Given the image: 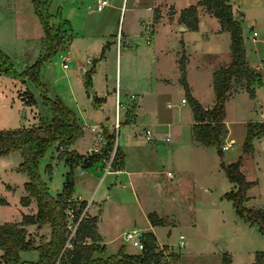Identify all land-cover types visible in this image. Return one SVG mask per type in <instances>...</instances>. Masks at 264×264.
<instances>
[{
    "label": "rangeland",
    "instance_id": "1",
    "mask_svg": "<svg viewBox=\"0 0 264 264\" xmlns=\"http://www.w3.org/2000/svg\"><path fill=\"white\" fill-rule=\"evenodd\" d=\"M242 12L248 16V21L251 18L257 19L262 16L264 8V0H238ZM149 0H108V3L104 6L101 11H96L95 0H41L40 9L45 19L50 20L51 23H58L59 20L67 18L72 23L74 33H85L86 31L91 34V42L85 45H77L74 47V53L76 55L71 57L68 61L70 68L65 70L62 66V59L58 56V52L52 54L48 59L44 60L40 64L37 80H25L22 81L20 78L15 77L9 71L0 72V129L3 128H16L20 125H32L28 122L30 115V107L28 104L22 103L20 96L24 95L27 97V93H23L29 88L33 91L37 104L34 106V110L41 118H50L52 113L50 105L44 102V96L55 100H60L68 107L71 108L74 98L79 100L81 104H85L88 98L87 92L89 86L86 85V76H82L78 70V63L83 62L85 66L88 65L87 70L91 68L93 63L97 67L96 63L102 61L97 77V86L104 88L105 82L112 90L115 87V79L117 69L120 68L122 80L127 78L128 73V55H124L125 48L130 50L129 53L132 55L139 50L138 54L146 53L144 46L148 47L146 43V25L149 24L150 11L147 9V3ZM9 6L11 8L19 7L20 5L30 7V16L28 15V9H25L26 15L30 18L23 17L25 25L17 32L13 26L12 14H7L6 23L7 28L2 30L0 27V46L2 50L9 56L13 67L18 72H22L28 66L34 64L41 55L46 51V47L43 45L44 30L41 24L38 14L34 12V3L29 0H0V7ZM87 5L90 7L88 8ZM14 6V7H13ZM63 17V18H62ZM48 18V19H47ZM55 19V20H54ZM143 20V22H142ZM49 23V21H48ZM50 24V23H49ZM213 27L214 22H210ZM16 32L18 35H16ZM120 32V36L118 33ZM23 33L28 36L26 39L19 37ZM160 31L161 44L165 42L166 35ZM252 29L246 25L244 26V34L247 39L246 43L248 46L249 53L255 54L254 47L260 44L252 41ZM21 34V35H23ZM67 35V34H66ZM17 36V37H16ZM104 37V38H102ZM119 37V44H118ZM259 37V36H258ZM100 39H104L99 46ZM66 40H69L68 37ZM127 43L129 45H127ZM65 44V42H64ZM117 45L119 47H117ZM151 44L150 46H152ZM105 47L104 56H101L102 48ZM173 47V46H172ZM119 48V49H118ZM263 52L259 49L258 53ZM93 57V60L88 59ZM122 54L121 65L120 61L117 65L118 56ZM87 58V59H85ZM97 58V59H96ZM256 58V57H255ZM252 57L253 61H255ZM84 60V61H83ZM90 61V62H89ZM133 65L137 67V63L133 58ZM73 70L72 75H69V71ZM108 77V78H106ZM125 78V79H124ZM245 83V80H242ZM123 86L126 89L127 94H130L131 89L127 86ZM87 89V91H86ZM19 91V92H18ZM23 93V94H22ZM74 94V96H73ZM122 90V97L124 95ZM245 94V93H244ZM237 95V98L231 99L228 102V124H230L232 135L236 136L238 143L231 144L233 149L225 150L224 158L226 161H233L236 157V150L240 148V136L246 135V124L244 118L248 117L243 109L249 101L248 95ZM101 96V94H99ZM126 95V94H125ZM172 97L174 101L178 98V92L175 91L172 94L168 93L167 96ZM19 96V97H18ZM78 97V99H77ZM22 99V98H21ZM106 113L104 121L107 124L111 123L113 126L114 144L110 156L106 159L108 163L112 157V169L114 170L115 164L120 163V157L122 151L121 148L126 149L123 145V136L125 135L126 126L121 122L120 127H115V105H106ZM174 109H178L174 107ZM242 109V110H241ZM182 130L185 136H190L189 121L191 115L186 105L182 106ZM241 110V112H240ZM36 113V112H35ZM256 113H258L256 111ZM121 114H123L121 112ZM259 116V114L257 115ZM27 117V119H25ZM39 120V118H38ZM145 126L139 125L134 129H130L129 136H146ZM142 141L144 139H141ZM132 144L129 143L128 159H131L132 164L136 165L144 164L146 168H150L154 165L155 161L148 157L147 161H143L139 156V153L135 151ZM53 146V145H52ZM50 146L46 152L39 158L38 171L43 181L48 184V191L56 195V193L62 190L64 172L68 168L64 162H54L52 164L51 178H47L46 170L48 163L52 159V149ZM214 152V148H209ZM9 156L7 163H13L14 157L17 161L21 160V154L19 151ZM242 152V151H241ZM240 150L238 153H240ZM214 154V153H213ZM216 154V155H215ZM213 155L216 161L220 156L215 152ZM178 158L184 161L186 165L185 173L190 172L188 176L191 178L184 177L181 184L178 187L170 188L164 181H166L168 175L167 169L164 168V172H159L158 176L162 179L157 180L155 174L154 179L145 178L142 179L137 186L139 189V196L145 206L150 209H157L159 212L169 213L170 217L163 216L161 218L162 223L167 221L173 223L170 227V233H166V228H158V237L162 241L171 242L172 246L169 245H158V249H162L164 257L162 259L163 264L176 263L178 264H223V251L225 246L230 247L232 253V261L230 264H246L254 260L255 250H264V234L259 231L256 224H250L248 221L240 217L233 206L231 200L222 196L223 190L230 189V182L223 170L217 174V184L210 185V189L204 190L203 187L193 186L192 166L194 165L193 158L187 149H183L176 154ZM239 155V154H237ZM20 156V157H19ZM137 158L139 159L137 160ZM60 160V159H59ZM153 161V165L152 164ZM134 164V165H135ZM168 164V165H167ZM166 166H172V163L167 162ZM3 163H0L2 168ZM105 165L98 163L96 167L89 170L90 177L88 183L93 185L90 192L92 198L104 199L106 197L105 190L109 191L111 195H122L124 201L122 205H118L117 209L108 206L106 209V218L101 222V230L104 233L106 243V254H117L120 250L119 243L125 242L128 250L136 251L133 254H138V248L126 242L123 238V231L130 228L143 227L145 218L142 212L134 204V193L133 184H129L125 174L117 175L113 172L105 173ZM133 165V166H134ZM117 168V167H116ZM154 168V167H153ZM159 169H162L160 166ZM242 171L246 175L248 180H257L250 189L251 198L247 202V205H263L264 204V148H257L252 154H246L242 158ZM13 181H19L20 174L15 172L8 173ZM24 176L28 179L29 176L24 173ZM96 176V178L94 177ZM7 178V177H6ZM87 178V175L84 176ZM81 180V178H80ZM167 182V181H166ZM96 194V195H95ZM92 200V199H91ZM90 207L94 206L93 200L89 203ZM96 206V205H95ZM94 206V208H95ZM158 212V213H159ZM4 217V213L2 214ZM149 219H158L159 216L154 211L149 212ZM175 218V219H174ZM167 224V223H166ZM179 234L185 236V244L180 246ZM224 248V250H222ZM180 254L179 258L176 255Z\"/></svg>",
    "mask_w": 264,
    "mask_h": 264
},
{
    "label": "crops",
    "instance_id": "2",
    "mask_svg": "<svg viewBox=\"0 0 264 264\" xmlns=\"http://www.w3.org/2000/svg\"><path fill=\"white\" fill-rule=\"evenodd\" d=\"M198 1L199 0H149V2L147 3V9L148 11H150V14L148 16L149 24H147L145 28L147 31L145 40L148 44V47L144 46V49H146V53L143 52L142 54H138L139 50H137L135 55H132L133 52L129 53L130 50L125 48L124 51V55H128V73L125 78H129H124L125 80H122L119 68L116 72L114 90L110 88L107 81L105 82L104 88H102L100 87V85L97 86L96 84L100 64L102 63V61H98L96 63L97 67L95 66V63H93L89 70H87L88 65L85 66L83 62H79L77 66L79 73L82 76H89L91 79L89 90L87 92L88 98L90 100L86 101L85 104H81L79 100H76L74 98V105L73 103L70 104L71 109L74 111L79 121V124L83 127V134L77 137L74 142L69 145V149H75L82 154H89L92 152L100 151L102 148L106 147V136L113 134V126L111 125V123L107 124L106 120L104 121V118H107L105 117V115H107L106 105L109 106L114 104L116 110L117 99H119L123 103V107L121 109V112L123 113L122 123H124V125L126 126L124 132L126 136H123V145L126 146V149L124 148V146L123 148L118 146L119 150L122 151L120 164L119 166H117V168L115 166L114 170H111L109 172H113V174L117 175L125 174L128 183L133 184L132 191L134 193L135 199L134 204L139 207V210L142 212L145 218V222L142 223L143 227H141L140 230L143 233L148 231L153 232L156 236V242L158 245L165 244L172 246L171 242L162 241L158 237L157 229L166 228V233L169 234L170 227L175 223L176 219L174 218L175 221L173 223H168L167 221H165L159 224H152L148 215L151 211L157 213L159 219H161L163 216L169 218H173V216L170 217L169 213L166 214L161 211L159 212L157 209H150L145 206V201H142L141 197L139 196V189H137L138 183L142 179H154L153 175L155 174L157 180H160L162 178L158 176L159 174H161L159 172H164L165 168L167 169L166 173L168 177L166 179L167 182H164L170 188L178 187V185L181 184V181L184 180L185 176L186 178H191L190 176H188L190 172H187V175L185 173V162L178 158V156L176 155L181 150L187 149L191 155V158H193V162L195 165L191 167L193 169L192 174L194 175L193 186H202L204 190H211V187L209 186L212 184L213 186L217 184V174L219 173V171L223 170L221 167L222 161L227 164L236 161L240 155L244 156L246 154H252L257 148V145H259L260 148H264V8L261 17H258L257 19L251 18V20L248 21L249 18L246 13L242 12L238 0H228V2L232 6L233 17L241 21L247 63L261 75L262 83L260 85H255L254 97H251L244 87L236 86L235 83L232 84L230 90L228 91L229 93L225 104L226 116L224 119L227 133L223 139V145H227V147L225 149L222 147V156L217 153L215 147L200 144L195 140L192 134V125L195 122V119L193 116L191 105L186 99L185 89L180 81L181 71L179 59L181 55H185V77L190 87L191 94L206 108L211 107L214 104L215 100V92L213 89L214 70L220 66H226L231 62L230 32L227 29H223L219 20L215 16L207 12L204 6L199 5L197 7L199 19L197 29H190L184 22L181 21V11L191 4H196ZM95 2H97V0H95ZM87 7L89 8L90 6L87 5ZM25 9H28L27 12L30 16V13H32L30 7L20 5L19 7H16L15 10L8 5L0 7V27H2V30H5L7 28V14H12L11 18L13 19V26L18 32L22 28V26L25 25V20L23 17L26 16L27 20L30 19L25 14ZM33 9L35 14L37 15L35 8ZM95 10L101 11L97 10L96 8ZM48 21L55 30H61L63 32L65 44L64 47L58 52V56L63 61V68L67 70L68 68H70L68 65V61L71 59L72 55H76V52L74 53L73 50L74 47H77V45H82L84 48H86L85 45H88L91 42V34L93 33H88L87 31L81 34L74 33V31H72V23L67 18L59 20L58 23H55L56 21L54 23H51L50 20ZM210 22H214L213 27L210 25ZM246 22L252 29V41L260 44V47H258V45L254 47L255 54L252 55L249 53L246 43L247 39L244 34V26L246 25ZM160 31L163 32L162 35H166L165 38H161L166 39L163 45L161 44L160 40ZM254 31H256V35L253 34ZM17 32L16 35H18ZM21 34L19 35V37L22 36L23 39H26V37H28L24 34ZM44 35L45 33L42 35V39L44 38ZM67 37L69 40H66ZM102 42H104V39H100L98 46ZM151 44L153 45L150 46ZM127 45L129 44L127 43ZM0 46L4 45L0 44ZM117 47L119 46L117 45ZM259 49H261L263 52L258 53ZM104 53L101 55L102 57L104 56ZM89 56H91V54H89L88 57ZM252 57H256L254 59L255 61H253ZM133 58L137 63V67L139 65L138 68L134 67ZM88 59H91L90 61H92L93 57H89ZM117 59V65L119 61L121 65L122 54H119ZM72 72L73 70H70L68 72L70 76L72 75ZM122 85L127 86L131 89L130 94H127L126 89H123ZM122 90L126 94H124L123 97ZM175 91L178 92V98L174 101V99L172 97H169L170 95L167 96V94H172ZM244 93L249 97V101H247L248 103L243 109V112H245V114L248 116L243 119L246 124V135L249 122L262 124L263 129L254 135L252 139V150L247 153L243 152V143L246 135L240 136V148H237V150L235 151L236 157H238L233 161H226V159L224 158L225 150L233 149L231 144L238 143V139L236 141V136L232 135L230 124H228V102L231 99L237 98V95H242ZM99 94H101V96ZM19 98L22 103L26 104L21 99V96ZM36 104L37 99L35 104L28 105L30 107L31 115V118L28 117V122H30L32 125L37 124L38 118H40L37 110H34V106ZM183 105H186V108L189 110L191 115V120L189 121L190 136H185L184 131L182 130L183 123L181 121V109ZM174 107H177L178 109H174ZM256 111L258 113H256ZM258 114L259 116H257ZM25 119H27V117H25ZM139 125L146 127L145 134L146 130L150 129L151 132L149 134V138L147 134L146 136L139 137L128 135L131 128L134 129ZM141 139L144 140L142 141ZM130 142L134 143L132 144V146L135 151L139 153V156L143 161H147L148 157H151L155 161L154 165L152 161V167L146 168L144 167L146 166L145 164L143 167L139 164L136 165L135 163H138L136 162V159L134 163L135 165L132 164L131 159H128ZM52 147V159L48 163L49 165H51V169L49 170L48 168H46V170L48 171L46 172L48 173L47 178L49 179L52 177V164L55 161L64 162L68 167L64 172V184L65 174L69 170V165L64 161V159H58L59 150L57 149V145L54 144ZM209 148H214V152H212V150H210ZM239 150L240 152L242 151L241 154L238 153ZM215 152L220 156V159L218 158L217 161L213 156ZM15 153L17 152L13 151L7 155L0 156V163L4 164L2 165V168H0V223L21 221L24 214L32 215L37 212V202L33 196H30L29 204L25 205L21 202V198L23 196H28V192L26 191L24 184L29 180V178L27 179L24 176V173L27 174L26 172L18 170V165L22 161V156L21 160L19 161H17V158L14 157L13 163H7V161L9 160L8 157ZM107 157L94 162V164L88 168H83L81 165H77L74 171L75 182L72 191V197L74 199L87 201V205L84 209V214L98 215V230L101 234L103 243H105V237L100 225L102 220L106 218V209L108 208V206H111L112 209L113 207H115V209L118 210L117 206L122 205V202L124 201V197L122 195L118 194L113 196L107 190H105V192L107 193L104 199L97 198L96 200V198H92L93 195L90 190L93 189V185L89 184L88 182L90 181L89 178L93 177L90 175L94 174H89L91 173L89 172V170H91V168L93 167H96L98 169V163H102V165H105L104 162H106ZM138 159L139 158H137V160ZM141 159L139 160L142 161ZM167 162L172 163L173 165L166 166ZM106 166L107 163L105 165V168ZM160 166L162 167V169H159ZM240 167H242V162ZM13 172L20 174L19 181H13L10 175H8V173ZM105 173L108 172L105 171ZM85 175H87L86 179L84 178ZM94 177L96 178V176ZM46 181L44 182L47 186L48 183ZM250 181H253L255 184L257 180ZM228 183L230 189L222 191L223 197L227 191L235 190L237 188V184L235 182L230 181ZM250 198V189H248L247 199L244 202L247 207H262L264 205H247V202L250 200ZM91 199L93 200L94 206L96 205L95 208L94 206L90 207L89 205V203L92 201ZM3 213L4 217L2 215ZM25 227L28 233L36 238L37 244L40 242V240L46 241L50 237V227L48 224L43 225L42 227H38L36 223H29L25 225ZM180 235L181 234H179V236ZM184 238L185 236L183 235V242ZM184 244L185 242L183 243V245ZM119 248H124V251L126 253L136 252L128 250L125 242H120ZM226 248L227 250L223 252L227 253V255L229 256L230 260L228 264H230L232 261V253L229 250L230 247L228 245L225 246V249ZM222 250H224V248H222ZM256 251L257 250H255V252ZM2 253L3 250L0 249V258ZM109 255L112 254H106V251L95 254L96 257H106ZM20 257L22 260L20 264H31L39 258V252L36 249L21 250Z\"/></svg>",
    "mask_w": 264,
    "mask_h": 264
},
{
    "label": "trees",
    "instance_id": "3",
    "mask_svg": "<svg viewBox=\"0 0 264 264\" xmlns=\"http://www.w3.org/2000/svg\"><path fill=\"white\" fill-rule=\"evenodd\" d=\"M32 1L44 29L46 51L34 64L18 72L13 67L9 56L0 48V71H9L22 81L37 80L41 85L38 78L40 64L64 47V38L63 32L55 30L45 19L40 9L41 0ZM199 5L204 6L207 12L219 20L221 27L230 32L231 62L226 66L218 67L213 72L215 100L211 107H204L191 94L185 77L184 54L179 59L180 81L185 89L186 99L193 110L195 122L192 125V134L195 140L202 145L215 147L217 153L222 156L223 139L227 133L224 119L228 91L235 83L236 86L244 87L249 95L254 97L255 85H260L262 78L247 63L241 21L233 17L232 6L228 0H199L196 4L184 8L180 14L181 21L193 30L198 28L197 7ZM104 50L103 47L101 55ZM242 80H245L244 84ZM90 83V77L86 76V85L89 86ZM23 93H27V97L21 95L26 104L36 103L32 91L26 89ZM43 96L44 102L50 105L52 113L50 118L41 117L37 124L30 126L0 129V156L19 151L22 161L18 165V170L26 172L29 176V180L24 184L28 196H23L21 202L25 205L29 204L30 196H33L37 202L35 214H24L21 221L0 223V249L3 250L0 264H20L22 262L20 251L29 249H36L39 252V258L31 264H163L164 252L158 249L156 236L151 231L143 233L144 248L138 254L126 253L124 248H121L117 254L106 257L95 256L96 253L104 252L106 246L98 230V215H82L87 201L72 197L75 182L74 171L77 165L88 168L94 162L109 156L113 148L114 136H106V147L97 152L82 154L75 149H69V145L83 134V127L70 107L60 100ZM262 129V124L248 123L243 152L247 153L252 150V139ZM54 144L59 150L58 159H64L69 165L63 188L56 196L48 191L38 171L39 158ZM242 157L240 155L236 161L227 164L221 162L227 178L237 184V188L227 191L224 197L232 201L240 217L251 224H256L259 231L264 234V205L247 207L244 204L247 199V190L254 182L247 180L241 170ZM47 168L50 170L51 165L48 164ZM150 221L152 224L162 223L159 218L150 219ZM29 223H36L38 227L48 224L49 239L40 240L37 244L36 238L29 234L25 227ZM179 257L180 254H177L176 258ZM222 260L224 264L229 263L227 253L223 254ZM246 264H264V250H257L254 260Z\"/></svg>",
    "mask_w": 264,
    "mask_h": 264
},
{
    "label": "built area",
    "instance_id": "4",
    "mask_svg": "<svg viewBox=\"0 0 264 264\" xmlns=\"http://www.w3.org/2000/svg\"><path fill=\"white\" fill-rule=\"evenodd\" d=\"M108 3V0H97L96 2V9L97 10H102L104 8V6ZM254 35H256V31L253 32ZM118 36H120V32L118 33ZM118 44H119V37H118ZM185 100V99H183ZM123 107V103L117 99L116 101V110H115V127L116 128H119L120 127V124L122 122V114H121V109ZM150 129H147L146 130V134L148 135V138L150 137L149 134H150ZM224 149L227 147V145H223L222 146ZM112 160H113V157L112 159L107 163V166L105 168V171L106 172H109L111 171L112 169ZM84 214V210L82 212V215ZM74 230V229H73ZM142 236H143V232L138 229V228H130V229H127L123 232V238L126 242L130 243L131 245L135 246L138 248V250L141 252V250H143L144 248V244H143V240H142ZM180 246L183 245V235L181 234L180 236Z\"/></svg>",
    "mask_w": 264,
    "mask_h": 264
}]
</instances>
